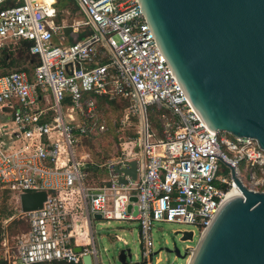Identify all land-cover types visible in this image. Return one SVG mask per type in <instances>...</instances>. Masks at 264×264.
<instances>
[{"label":"built area","instance_id":"2783aa9c","mask_svg":"<svg viewBox=\"0 0 264 264\" xmlns=\"http://www.w3.org/2000/svg\"><path fill=\"white\" fill-rule=\"evenodd\" d=\"M73 1L80 19L60 9L59 0H0V58L28 42L24 65L0 62V188L19 204L23 193L46 192L41 207H20L28 228L11 245L3 241L1 260L82 264L90 254L100 264L94 226L104 219L136 222L141 264H151L154 223L187 226L174 231L179 235L200 234L228 193H240L228 165L248 189L264 191V149L253 137L206 127L136 0ZM67 27L82 37L67 41ZM97 97L127 101L121 125L138 119L134 145L100 162L81 150L107 130ZM131 160L135 179L117 169Z\"/></svg>","mask_w":264,"mask_h":264},{"label":"water","instance_id":"95a60500","mask_svg":"<svg viewBox=\"0 0 264 264\" xmlns=\"http://www.w3.org/2000/svg\"><path fill=\"white\" fill-rule=\"evenodd\" d=\"M136 1L183 95L206 127L253 137L264 149V0ZM228 166L240 193L220 204L186 264H264V191L248 189ZM117 169L136 178L135 160ZM45 199L44 190L26 192L19 197L20 207L33 210ZM76 224L86 240L84 222ZM192 239L190 231L180 235L182 241ZM167 250L187 256L177 246ZM131 257L128 247L119 249L121 264H141ZM82 264H93L90 254Z\"/></svg>","mask_w":264,"mask_h":264},{"label":"rangeland","instance_id":"374dc122","mask_svg":"<svg viewBox=\"0 0 264 264\" xmlns=\"http://www.w3.org/2000/svg\"><path fill=\"white\" fill-rule=\"evenodd\" d=\"M67 3V4H66ZM59 8H67L70 10L71 15L76 18H82V14L78 12L77 7L74 5L73 0H59ZM8 62L11 55L18 58L19 50H9ZM25 54L22 55L24 58ZM23 62V61H22ZM24 63V62H23ZM22 63V65H24ZM20 66V65H19ZM17 66H8V68ZM127 101L120 99H112L100 101L98 107V114L107 124V130L98 134L94 138L84 141L81 150L90 154V157L95 161H104L114 155L119 154L132 147L133 141L137 136L138 119L131 117L125 125L120 124V118L123 115V109ZM148 115L151 121V126L155 132L158 131V116L154 108L148 109ZM158 133V132H157ZM9 211H11L9 215ZM17 220L20 223L11 225L12 221ZM103 224H99L98 222ZM187 226L173 223V222H156L151 231V247H152V260L154 263L157 257L161 258L158 264H184L185 258H180L174 252L167 249H172L177 246L181 253L187 245L194 246L198 239V231L195 232L192 240H180L179 233L174 231L178 228ZM27 222L20 216V204L17 198L9 191L0 188V261L3 254L4 246L3 241H7L9 245L13 243L14 236L26 230ZM96 236L95 244L99 252V259L101 264H121L118 261L117 254L120 248L128 247L132 253L131 260L135 262L137 259L141 261V246L138 242V227L136 222L132 221H115L110 220L108 223L104 219L95 221ZM116 235L126 240L124 244L121 240L116 238Z\"/></svg>","mask_w":264,"mask_h":264},{"label":"trees","instance_id":"16d2710c","mask_svg":"<svg viewBox=\"0 0 264 264\" xmlns=\"http://www.w3.org/2000/svg\"><path fill=\"white\" fill-rule=\"evenodd\" d=\"M28 47V42H24L22 45H20V47H19V55H18V58H15L13 55H11V57H10V60H9V62L7 61L8 60V57L10 56H8V55H6V56H4V57H2V58H0V62H2V63H5V65H7V66H12V65H14V66H19V65H22V63L24 62H26V59H25V56H26V54H25V52H26V48ZM25 54V56H24V58H22V55H24ZM8 56V57H7ZM6 58H7V60H6ZM23 61V62H22ZM23 63V64H24ZM5 190H7V189H5ZM8 191V190H7ZM11 211H9L8 213H9V215L11 214L10 213ZM17 223H20V221H17V220H14V221H12V223L10 224V226L11 225H16ZM27 228H28V223H27ZM26 228V229H27ZM0 234H1V230H0ZM0 240H1V237H0ZM0 264H4V262H3V260H1L0 261ZM39 264H48V263H39Z\"/></svg>","mask_w":264,"mask_h":264},{"label":"crops","instance_id":"0c3cea01","mask_svg":"<svg viewBox=\"0 0 264 264\" xmlns=\"http://www.w3.org/2000/svg\"><path fill=\"white\" fill-rule=\"evenodd\" d=\"M67 4V3H66ZM75 5V3H74ZM76 6V5H75ZM64 10H67V11H70L69 9L67 8H63ZM72 16V15H71ZM74 16V15H73ZM75 17V16H74ZM76 18V17H75ZM65 33H67V37H66V40L67 41H72L73 39L75 38H81L82 35L77 33V34H70V31H66ZM97 100H98V107L100 106V101L103 100V101H106L108 99L104 98V97H97ZM124 101V100H123ZM102 119V118H101ZM103 120V119H102ZM104 121V120H103ZM105 122V121H104ZM39 264V263H38ZM48 264H67V263H63V262H52V263H48Z\"/></svg>","mask_w":264,"mask_h":264},{"label":"bare ground","instance_id":"6f19581e","mask_svg":"<svg viewBox=\"0 0 264 264\" xmlns=\"http://www.w3.org/2000/svg\"><path fill=\"white\" fill-rule=\"evenodd\" d=\"M239 192L238 191H235V190H232L228 193V196L227 198L231 197L232 195H235V194H238Z\"/></svg>","mask_w":264,"mask_h":264}]
</instances>
